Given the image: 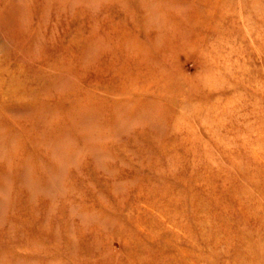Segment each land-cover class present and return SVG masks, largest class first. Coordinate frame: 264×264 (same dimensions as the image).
I'll use <instances>...</instances> for the list:
<instances>
[{
    "label": "rangeland",
    "instance_id": "374dc122",
    "mask_svg": "<svg viewBox=\"0 0 264 264\" xmlns=\"http://www.w3.org/2000/svg\"><path fill=\"white\" fill-rule=\"evenodd\" d=\"M0 264H264V0H0Z\"/></svg>",
    "mask_w": 264,
    "mask_h": 264
}]
</instances>
